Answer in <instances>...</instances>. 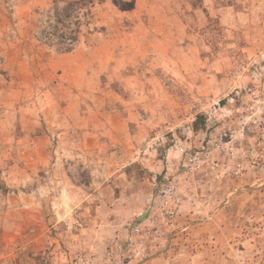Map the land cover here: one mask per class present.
I'll use <instances>...</instances> for the list:
<instances>
[{
  "label": "rangeland",
  "instance_id": "obj_1",
  "mask_svg": "<svg viewBox=\"0 0 264 264\" xmlns=\"http://www.w3.org/2000/svg\"><path fill=\"white\" fill-rule=\"evenodd\" d=\"M0 264H264V0H0Z\"/></svg>",
  "mask_w": 264,
  "mask_h": 264
},
{
  "label": "built area",
  "instance_id": "obj_2",
  "mask_svg": "<svg viewBox=\"0 0 264 264\" xmlns=\"http://www.w3.org/2000/svg\"><path fill=\"white\" fill-rule=\"evenodd\" d=\"M180 153L182 155H184L185 157H195L196 155H194V152H187L186 149L184 148H180ZM163 193V196L158 199L157 201H165L166 199H172V200H175V201H179L180 200V197L178 196V193H177V188H175L173 186L172 183H166L165 187L161 189V191Z\"/></svg>",
  "mask_w": 264,
  "mask_h": 264
}]
</instances>
